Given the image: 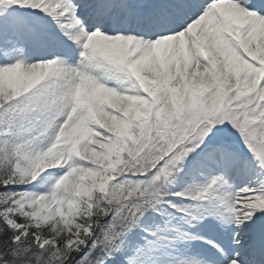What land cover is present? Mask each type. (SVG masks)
<instances>
[{"label":"snow or ice","instance_id":"obj_1","mask_svg":"<svg viewBox=\"0 0 264 264\" xmlns=\"http://www.w3.org/2000/svg\"><path fill=\"white\" fill-rule=\"evenodd\" d=\"M0 264H264V0H0Z\"/></svg>","mask_w":264,"mask_h":264}]
</instances>
